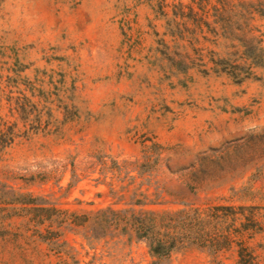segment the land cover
Segmentation results:
<instances>
[{"label":"rangeland","instance_id":"374dc122","mask_svg":"<svg viewBox=\"0 0 264 264\" xmlns=\"http://www.w3.org/2000/svg\"><path fill=\"white\" fill-rule=\"evenodd\" d=\"M0 130V264H264V0H0Z\"/></svg>","mask_w":264,"mask_h":264},{"label":"trees","instance_id":"16d2710c","mask_svg":"<svg viewBox=\"0 0 264 264\" xmlns=\"http://www.w3.org/2000/svg\"><path fill=\"white\" fill-rule=\"evenodd\" d=\"M11 141L10 136H8L7 131L0 130V152L9 144ZM35 198H29L27 195L18 194L14 197L16 202H32ZM162 246L160 242L156 244L152 249L156 254H159V248Z\"/></svg>","mask_w":264,"mask_h":264}]
</instances>
